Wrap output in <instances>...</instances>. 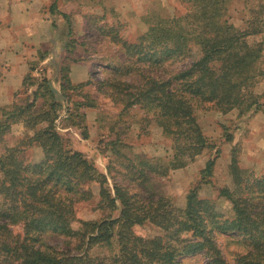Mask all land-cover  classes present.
<instances>
[{
  "label": "trees",
  "instance_id": "1",
  "mask_svg": "<svg viewBox=\"0 0 264 264\" xmlns=\"http://www.w3.org/2000/svg\"><path fill=\"white\" fill-rule=\"evenodd\" d=\"M179 1L186 7L183 14L155 12L145 20L146 33L134 42L121 39L117 32L112 35L123 54L103 81L72 86L69 68L63 65L56 89L46 77H34L30 67L21 83L24 97L0 108V142L13 125L24 129L0 154V264H182L181 257L199 253L211 264H264V175L257 177L240 167L235 148L228 165L231 186L218 189V198L229 204L228 210L219 209L216 200L199 196L201 186L212 177L218 150L200 170V181L188 190L183 208L156 198L146 185L185 168L203 151L215 149L199 125L198 109L214 106L221 113L236 110L243 117L261 111L264 104V90L255 92L264 78V47L247 42L262 31L254 25L241 30L231 24L229 0ZM58 4L59 0H51L46 10L62 17L69 37L70 18L58 10ZM70 44L68 40L64 45L68 54ZM194 49L196 58L191 56ZM191 58L181 70H166ZM44 59L43 53L39 60ZM124 77L129 81H123ZM88 85L96 86L123 112L134 107L146 118L151 116L171 142L169 155L124 157L116 169L112 164L123 156L120 148L126 147L116 136L106 143L115 159L105 163L103 172L93 159L75 150L56 121L62 101L71 102L66 88ZM82 98L88 101L80 103L81 109L95 107L88 94ZM66 111L69 127L79 128L82 138L88 139L86 126L76 119L84 115L74 116L69 107ZM225 141L231 142L232 136ZM33 147L42 153L38 162L25 158ZM95 196V211L102 217L79 220L76 206ZM145 223L162 235H138L136 228ZM14 226L22 231L15 233ZM220 234L240 239L232 260L217 244ZM95 247H104L110 254L94 255Z\"/></svg>",
  "mask_w": 264,
  "mask_h": 264
},
{
  "label": "rangeland",
  "instance_id": "2",
  "mask_svg": "<svg viewBox=\"0 0 264 264\" xmlns=\"http://www.w3.org/2000/svg\"><path fill=\"white\" fill-rule=\"evenodd\" d=\"M44 1L47 8L51 0ZM124 1L127 0H59L58 10L70 18L71 36H67V25L61 16L41 13L40 20L35 24L38 39L31 42L32 34L16 32L18 38L14 53L6 55L5 59L8 60L7 62L14 61L15 69L20 73L25 72V75L30 67H34V77H46L56 89H59L58 81L63 65L69 68L68 78L72 86L81 85L88 80L103 81L113 72L112 65H116L123 54L118 51L119 46L112 41L115 32L121 39L134 42L140 35L146 33L147 17L161 10L170 16L175 13L183 14L186 8L179 0H139V4L136 5L132 4V1L130 3ZM227 18L238 29L245 30L254 25L255 29L261 30L260 34L248 37L247 42L251 45L261 43L264 47V0H229ZM101 28L113 32L103 33L104 30H100ZM68 40L71 41L70 54L64 47ZM43 53L45 59L41 62L39 56ZM191 56L193 58L198 56L196 49ZM191 61L192 58L177 61L167 66L166 70H181ZM262 68L264 69V65ZM123 81L129 80L124 77ZM66 89L71 102L66 104L62 101V108L58 112L56 121L57 129L65 134L75 150L93 159L101 171L105 172L107 161L115 159L106 148V143L116 136H120L123 144L126 145L120 148L123 156L117 157L116 162L112 164L116 169H119V163L125 162L124 157L140 155L147 158H162L169 155L171 142L164 138L161 130L151 122V116L146 118L144 112L134 107L128 111H121L117 104L99 93L94 85L82 89L72 87ZM20 90L21 86L13 93L11 102L0 108L9 107L22 99L24 96ZM263 90L264 78L259 80L255 92L260 94ZM19 91L20 95L16 96ZM83 94H88L89 100L94 101L95 107L81 109L80 103L88 101L83 100ZM59 100L61 101L60 98ZM67 107L74 116L84 115V119L83 117L76 119L81 125L86 126L88 139L82 138L79 128L69 127L70 123L65 120ZM132 114L135 117H132ZM196 115L203 133L212 140L215 149L203 151L185 168L171 171L168 176L155 178L146 185L156 198L164 197L175 207L183 208L188 190L200 181V170L218 150L212 177L207 184L201 186L199 196L216 200L219 209L228 210L229 204L224 199L218 198V189L224 185L231 186L228 165L233 148L237 150L240 167L252 170L257 177L264 175V104L261 111L243 117H239L236 110L224 114L214 106L198 109ZM140 119L143 122H138ZM23 131L21 125H13L11 131L0 142V154L6 145L9 146L17 141ZM227 135L232 136L231 142L225 141ZM24 155L26 159L34 162L42 159V153L37 147L27 150ZM94 192L96 194L97 191ZM97 201L95 196L88 202L79 203L76 206L77 218L84 221L101 218L103 213L95 211ZM13 231L20 233L22 230L20 226H14ZM136 233L144 238L162 235L157 227L149 223L136 228ZM236 237L235 234H220L217 237L218 246L229 260H232L234 252L239 250L236 242L240 239ZM91 253L105 255L110 254V251L104 247H95ZM180 261L182 264H211L203 253L183 256Z\"/></svg>",
  "mask_w": 264,
  "mask_h": 264
},
{
  "label": "crops",
  "instance_id": "3",
  "mask_svg": "<svg viewBox=\"0 0 264 264\" xmlns=\"http://www.w3.org/2000/svg\"><path fill=\"white\" fill-rule=\"evenodd\" d=\"M131 1L132 4H139V0L124 2ZM45 4L44 0H0V106L11 102L13 93L21 86L25 75V72L20 73L15 69L14 61L7 62L5 59L6 55L14 53L18 38L16 32H28V35L32 34L31 42L37 40L35 24L40 20L41 13H47Z\"/></svg>",
  "mask_w": 264,
  "mask_h": 264
}]
</instances>
